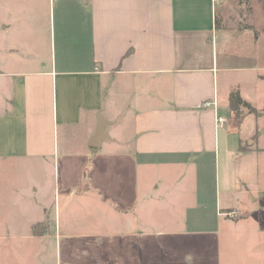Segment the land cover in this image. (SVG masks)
<instances>
[{"label": "crops", "instance_id": "0c3cea01", "mask_svg": "<svg viewBox=\"0 0 264 264\" xmlns=\"http://www.w3.org/2000/svg\"><path fill=\"white\" fill-rule=\"evenodd\" d=\"M217 3L0 0V158L60 164L62 142L65 161L77 164L79 181L88 183L80 195L100 192L114 209L133 210L129 224L152 198L141 202L136 161L159 158L195 167V206L184 188L170 203L159 199L175 215L179 203L184 207L181 195L187 208H204L200 178L207 180L211 162L217 216L237 209L236 220L247 217L241 212L264 191L259 144L264 115L243 94L257 110L249 115L255 119L251 126H244L245 113L239 116L231 107V86L222 97ZM255 81L260 85L264 75ZM101 121L105 138L93 146ZM107 141L117 146L115 170L108 169V160H98L84 182L89 157L94 150L101 155ZM108 173L114 176L106 182ZM69 185L66 179L65 189ZM43 222L51 229L49 219L33 224ZM50 229L41 235H50Z\"/></svg>", "mask_w": 264, "mask_h": 264}, {"label": "rangeland", "instance_id": "374dc122", "mask_svg": "<svg viewBox=\"0 0 264 264\" xmlns=\"http://www.w3.org/2000/svg\"><path fill=\"white\" fill-rule=\"evenodd\" d=\"M217 17L220 28L215 42L223 68L218 74L222 97L224 88L231 86L235 93L248 95L264 115V82L256 85L255 81L264 75V0H250V4L218 0ZM243 112L244 126H251L255 119L249 115L255 113L245 106L237 111L239 116ZM60 144V164L26 157L0 158V264H264V191L255 205L241 212L247 217L236 220L237 214L228 215L234 210L240 213L237 209L223 210L225 216H217L211 198L210 162L205 168L207 180L200 178L204 208H187L186 196L181 195L184 207L179 203L175 215L172 205L165 208L159 199L165 196L170 203L184 188L189 197L193 194L189 205L195 206V167L159 158L138 160L141 202L147 196L152 198L148 210L136 209V221L129 224L133 210L114 209L113 202L103 200L100 192L80 195L85 184L79 181L77 164L65 161L64 145ZM259 144L264 146V135ZM105 148L101 155L94 150L89 157L84 182L98 160H108V169L115 170L117 146L107 141ZM261 152L264 189V149ZM113 176L108 173L106 182ZM66 179L70 185L65 189ZM48 219L53 223L51 229L43 222L35 234L33 222ZM49 229L50 235H41Z\"/></svg>", "mask_w": 264, "mask_h": 264}, {"label": "trees", "instance_id": "16d2710c", "mask_svg": "<svg viewBox=\"0 0 264 264\" xmlns=\"http://www.w3.org/2000/svg\"><path fill=\"white\" fill-rule=\"evenodd\" d=\"M246 1H247L248 4H250V0H246ZM249 9L251 10L250 5H249ZM216 23H217V27H219L220 23H219V20H218V17H217V13H216ZM230 102H231L232 109L235 110V111L239 112L240 108L245 106V107H247L249 109L250 112L257 113V110L249 102L245 101L238 92H236V93L233 92L231 94ZM241 149H244V147H241ZM39 224H41V223H39ZM37 226H38V224H35L34 227H33V230H34L35 234L39 233L38 231H36ZM45 232H46V230L43 231L42 234H44Z\"/></svg>", "mask_w": 264, "mask_h": 264}, {"label": "water", "instance_id": "95a60500", "mask_svg": "<svg viewBox=\"0 0 264 264\" xmlns=\"http://www.w3.org/2000/svg\"><path fill=\"white\" fill-rule=\"evenodd\" d=\"M103 124L104 122L101 121L98 125V128H97V134L94 138V142H93V146H100L101 145V141L104 140L105 138V133H104V128H103Z\"/></svg>", "mask_w": 264, "mask_h": 264}, {"label": "built area", "instance_id": "2783aa9c", "mask_svg": "<svg viewBox=\"0 0 264 264\" xmlns=\"http://www.w3.org/2000/svg\"><path fill=\"white\" fill-rule=\"evenodd\" d=\"M211 104V102H205L204 104H203V106H205V107H207V106H209ZM219 122H223V120L221 119V118H219ZM237 213V211H231V212H229L228 213V215H231V216H234L235 214Z\"/></svg>", "mask_w": 264, "mask_h": 264}]
</instances>
